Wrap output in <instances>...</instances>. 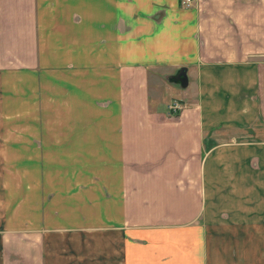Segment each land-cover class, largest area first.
Instances as JSON below:
<instances>
[{"label":"crops","instance_id":"crops-1","mask_svg":"<svg viewBox=\"0 0 264 264\" xmlns=\"http://www.w3.org/2000/svg\"><path fill=\"white\" fill-rule=\"evenodd\" d=\"M186 1L0 0V264H264V0Z\"/></svg>","mask_w":264,"mask_h":264},{"label":"rangeland","instance_id":"rangeland-1","mask_svg":"<svg viewBox=\"0 0 264 264\" xmlns=\"http://www.w3.org/2000/svg\"><path fill=\"white\" fill-rule=\"evenodd\" d=\"M229 132L230 131H227L226 133H229ZM229 134H231V133H229ZM244 135H247V136H245L244 138H238L237 137L236 139L237 140H256L257 139V137L255 136L256 133L253 130L245 131ZM231 139L232 138H230V136H227L225 141H229ZM259 246L260 245H255V244L243 245V247H244L243 255L245 256L244 260L242 259V261L239 262L236 259L232 263L233 264H262L263 261L256 258V254H257V252H259Z\"/></svg>","mask_w":264,"mask_h":264},{"label":"built area","instance_id":"built-area-1","mask_svg":"<svg viewBox=\"0 0 264 264\" xmlns=\"http://www.w3.org/2000/svg\"><path fill=\"white\" fill-rule=\"evenodd\" d=\"M187 6H190L192 4V0L186 1ZM184 109V106L180 102H172L168 106V110L171 114H178Z\"/></svg>","mask_w":264,"mask_h":264},{"label":"water","instance_id":"water-1","mask_svg":"<svg viewBox=\"0 0 264 264\" xmlns=\"http://www.w3.org/2000/svg\"><path fill=\"white\" fill-rule=\"evenodd\" d=\"M187 75H186V69H181L180 72L178 73V75H176L174 77V79H171V80H175L177 82H181L182 86H187Z\"/></svg>","mask_w":264,"mask_h":264}]
</instances>
